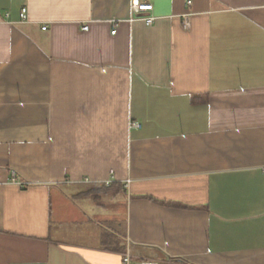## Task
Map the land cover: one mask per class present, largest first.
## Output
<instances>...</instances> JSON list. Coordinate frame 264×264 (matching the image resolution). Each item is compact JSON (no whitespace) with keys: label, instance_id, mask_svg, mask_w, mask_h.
Listing matches in <instances>:
<instances>
[{"label":"crops","instance_id":"obj_1","mask_svg":"<svg viewBox=\"0 0 264 264\" xmlns=\"http://www.w3.org/2000/svg\"><path fill=\"white\" fill-rule=\"evenodd\" d=\"M150 1L0 0V264H264V0Z\"/></svg>","mask_w":264,"mask_h":264},{"label":"built area","instance_id":"obj_2","mask_svg":"<svg viewBox=\"0 0 264 264\" xmlns=\"http://www.w3.org/2000/svg\"><path fill=\"white\" fill-rule=\"evenodd\" d=\"M191 0H187L186 4H190ZM130 9L132 12V17L129 18V21H133L136 19L142 20L146 25H151L156 20V16L152 13L153 10V3L150 0H131L130 2ZM188 16L189 13H183L181 14L182 18V25L184 28L188 27ZM20 17L22 20L26 19V8L21 9ZM111 34L116 33V28L118 26L117 20H111L110 22ZM46 26H43L42 29H45ZM82 30L86 31L88 30V25L83 24L81 27ZM129 127H140V124L136 121H130ZM12 182H15L14 175L12 174ZM19 184V186H23L24 183L22 182H16ZM112 184V179L108 178L102 182L103 186H110ZM124 184L127 186L129 184V180H126ZM122 264H159L157 261L148 259V260H142V261H132L131 256L129 253L123 254L122 256Z\"/></svg>","mask_w":264,"mask_h":264},{"label":"trees","instance_id":"obj_3","mask_svg":"<svg viewBox=\"0 0 264 264\" xmlns=\"http://www.w3.org/2000/svg\"><path fill=\"white\" fill-rule=\"evenodd\" d=\"M101 187H104V186H101Z\"/></svg>","mask_w":264,"mask_h":264}]
</instances>
